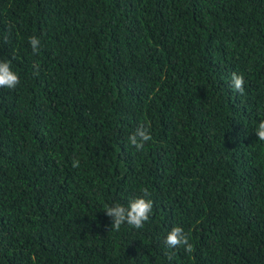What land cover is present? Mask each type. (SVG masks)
Listing matches in <instances>:
<instances>
[{
  "label": "trees",
  "instance_id": "obj_1",
  "mask_svg": "<svg viewBox=\"0 0 264 264\" xmlns=\"http://www.w3.org/2000/svg\"><path fill=\"white\" fill-rule=\"evenodd\" d=\"M0 59V264H264V0H0Z\"/></svg>",
  "mask_w": 264,
  "mask_h": 264
},
{
  "label": "clouds",
  "instance_id": "obj_2",
  "mask_svg": "<svg viewBox=\"0 0 264 264\" xmlns=\"http://www.w3.org/2000/svg\"><path fill=\"white\" fill-rule=\"evenodd\" d=\"M4 42L7 43V37H5ZM28 42L32 48L33 54H38L41 47L40 39L37 36H31ZM33 67L36 69V74H38L39 65L35 64ZM19 84V76L12 70V61L10 59H0V88L15 89ZM244 84L245 80L243 75L233 72L231 76V87L233 91L242 95L244 93ZM256 136L258 140L264 141V121L259 123ZM151 140L152 136L145 126L138 127L129 137V143L134 146L137 151L143 150L145 144ZM79 166L80 161L74 159L72 167L78 168ZM148 195L147 190H145L143 197L131 200L127 206L119 203L111 206L106 205L104 212L111 218V231H119L121 226L125 224L136 229L142 228L144 224L150 220L153 210V201L144 198ZM164 243L170 249H177L183 246L186 252L192 251L189 238L184 229L180 226L173 227L168 232ZM168 259H172L171 254H168Z\"/></svg>",
  "mask_w": 264,
  "mask_h": 264
}]
</instances>
